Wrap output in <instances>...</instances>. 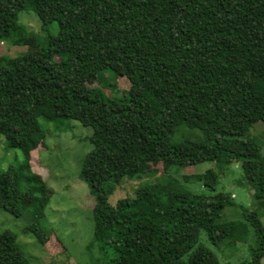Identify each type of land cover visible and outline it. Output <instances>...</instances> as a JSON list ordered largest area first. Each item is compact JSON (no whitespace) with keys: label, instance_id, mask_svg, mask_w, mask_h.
I'll list each match as a JSON object with an SVG mask.
<instances>
[{"label":"trees","instance_id":"obj_1","mask_svg":"<svg viewBox=\"0 0 264 264\" xmlns=\"http://www.w3.org/2000/svg\"><path fill=\"white\" fill-rule=\"evenodd\" d=\"M22 10L56 33L28 30ZM0 43L26 48L0 54V135L23 158L0 170V209L27 216L38 244L52 238L42 225L52 190L30 153L46 143L38 118L66 119L92 130L79 176L94 199L89 246L104 264H261L264 154L247 134L264 122V0H0ZM123 76L128 88L116 84ZM106 81L116 96L92 85ZM179 128L201 137L175 142ZM234 160L257 208L222 220L232 194L181 182L214 189ZM204 161L224 167L185 171ZM147 172L157 177L134 181ZM118 188L125 195L109 201ZM0 264H29L10 230Z\"/></svg>","mask_w":264,"mask_h":264},{"label":"rangeland","instance_id":"obj_2","mask_svg":"<svg viewBox=\"0 0 264 264\" xmlns=\"http://www.w3.org/2000/svg\"><path fill=\"white\" fill-rule=\"evenodd\" d=\"M18 21L25 25L28 30L41 33L43 37L47 33L55 34L57 31L56 22L42 30L38 17L32 11H20ZM23 50H26L24 46L0 43V54L2 55L16 56ZM116 84L119 87H129L124 76L119 77ZM92 85L100 87L105 95L111 97L117 95L114 86L107 81L104 84L98 85L95 82ZM38 121L45 131L46 143L41 145L39 149L33 150L30 155L36 159V162L38 161V167L33 169V172L36 176L37 174H46L48 178L47 187L52 190L42 221L43 228L52 238L41 246L30 233L23 231V228L29 224L27 216L14 217L2 209H0V232L10 230L16 234L17 242L28 257L29 264H104L96 245L89 246L92 242V205L94 199L89 193L87 184L79 176L81 160L92 149V143L89 140L92 130L76 120L65 119L60 124V128L55 127V122H47L42 118H38ZM248 132L247 136L261 144V153L264 154V122H255ZM186 137L198 138L201 137V133L199 130L179 128L175 133L174 141L179 142ZM22 162L21 150L5 148L4 137L0 135V170L6 169L9 165H19ZM240 164V161L234 160L224 169V166H218L219 164H216L215 161H204L188 166L185 171L190 173L202 172L210 167H221L223 171H218V183L214 189L204 187L200 181L181 182V185L198 193L214 194L223 191L232 194L233 206L224 209L222 220L240 219L241 207L257 208L256 201L252 196L254 190L251 185L246 183ZM152 167L161 169V164H152ZM148 174L149 172H147L146 177L134 181H141L143 184L146 182L145 180L152 181L157 177L155 175L151 177ZM143 178L146 179L142 180ZM123 195L125 192L118 188L109 197V201L112 197L116 199ZM256 210L264 226V205ZM250 232L252 233V230ZM207 244L209 245V243ZM248 245V243L239 245L242 246L240 254H244L243 257L246 256V252L248 253ZM209 246L213 248L211 245ZM240 254H234V258L238 259L237 256ZM218 260L220 263L226 260L234 262L233 259L223 257L220 254H218ZM261 264H264V256Z\"/></svg>","mask_w":264,"mask_h":264},{"label":"water","instance_id":"obj_3","mask_svg":"<svg viewBox=\"0 0 264 264\" xmlns=\"http://www.w3.org/2000/svg\"><path fill=\"white\" fill-rule=\"evenodd\" d=\"M224 264H229V263H224Z\"/></svg>","mask_w":264,"mask_h":264}]
</instances>
